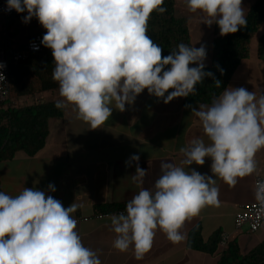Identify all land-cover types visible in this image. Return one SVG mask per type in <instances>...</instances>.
Returning a JSON list of instances; mask_svg holds the SVG:
<instances>
[{
    "label": "clouds",
    "instance_id": "clouds-1",
    "mask_svg": "<svg viewBox=\"0 0 264 264\" xmlns=\"http://www.w3.org/2000/svg\"><path fill=\"white\" fill-rule=\"evenodd\" d=\"M6 4L9 11L27 13L22 22L35 17L46 29L41 43L52 52V79L61 97L55 107H71L90 129L101 128L113 108L125 111L145 89L167 104L195 95L205 77L213 78L216 87L221 85L204 70V46L180 43L163 56V48L147 34L151 15L167 11L164 0H6ZM187 9L199 12L209 27L218 25L221 36L247 25L242 0H187ZM185 107L198 118L208 143L193 138L179 149L183 155L179 164L161 162V175L151 189L143 187L148 171L139 166V155L125 162L126 166L137 162L131 178L139 191L125 211L110 217L113 247L120 252L132 248L137 260L151 249L157 230L173 244L182 242L185 222L203 207L219 203L216 178L235 187L240 178L257 171L256 154L264 149V92L228 87L210 105ZM205 158H211V176L189 167L204 165ZM48 191L55 192V186L49 184ZM254 198L264 211V180L255 182ZM78 207L73 203L65 208L35 187H24L16 196L0 191V264H101L77 231L73 213Z\"/></svg>",
    "mask_w": 264,
    "mask_h": 264
},
{
    "label": "crops",
    "instance_id": "crops-1",
    "mask_svg": "<svg viewBox=\"0 0 264 264\" xmlns=\"http://www.w3.org/2000/svg\"><path fill=\"white\" fill-rule=\"evenodd\" d=\"M254 2L242 0L245 14ZM174 12L176 17L186 20L191 46L205 47L204 63L208 65L215 24L209 27L202 22L199 12L190 13L187 0H175ZM262 32L264 29L254 35V45L252 37L249 56L239 63L227 88L243 87L257 94L264 92V60L257 57ZM17 78L20 79L18 74ZM24 83L11 84L10 98L16 105L61 99L59 85L53 92L39 91L32 76ZM200 105L192 107L198 109ZM125 107L123 112L113 108L111 117L97 129H90L87 123L78 120L71 107L62 109L61 118L49 120L44 146L35 155L17 152L11 159L0 162V191L16 196L24 187H35L52 195L65 208L77 204L79 207L73 213L74 218L79 219L77 231L83 244L97 252L101 264H217L218 252L211 254L188 246L189 233L195 227L200 228L204 242L214 233H219L220 239L228 235L229 242L236 241L245 252L264 242V226L255 232L234 228L235 213L255 201L256 177H264L262 149L256 154L257 171L240 178L235 187L216 178L219 203L203 207L197 216L185 222L181 229L185 236L182 242L173 244L157 230L151 249L141 260L135 258L132 248L126 252L116 250L110 217L119 212L103 218L95 215L102 212L99 208L103 206L126 205L139 191L131 178L137 162L133 161L130 166L125 162L132 155H139V166L148 171L143 187L151 189L161 175V162L179 164L183 159L179 149L193 138L201 137L208 143L198 118L185 107L184 97L165 104L163 98L150 95L145 89L132 105ZM211 163V158H205L204 165L193 163L189 167L211 176ZM49 184L55 186V192L48 191Z\"/></svg>",
    "mask_w": 264,
    "mask_h": 264
},
{
    "label": "trees",
    "instance_id": "trees-1",
    "mask_svg": "<svg viewBox=\"0 0 264 264\" xmlns=\"http://www.w3.org/2000/svg\"><path fill=\"white\" fill-rule=\"evenodd\" d=\"M174 3L175 0H164L163 6L167 11L163 14L154 12L148 21L147 34L163 48V56L177 49L180 43L191 46L186 20L175 16ZM21 15L22 13L9 17L19 19ZM246 18L245 27L226 36H221L218 25H214L211 60L204 70L212 72L215 79L221 81V85L216 87L213 78L205 77L203 83L196 86L195 95L184 97L185 105L211 104L213 97L219 96L227 88L239 63L249 56L252 37L264 29V0H255ZM39 33L43 38L46 29ZM11 36L13 35L8 36L5 51L11 48L19 49L11 46ZM257 57L264 60V32L258 40ZM54 67L51 50L41 45L40 51L33 52L26 59L9 66L10 85L13 83L23 85L32 76L37 81V90L53 92L58 88V83L52 79ZM17 74L20 79L17 78ZM57 100L58 98L30 105H13L7 100L0 101V162L11 159L17 152L33 156L44 146L49 120L61 118L63 114L62 109L55 107ZM124 207L126 205H108L100 207L99 211L112 213ZM219 242V233H214L207 242H204L199 227L192 229L188 236L189 247L211 254L218 252L217 264H264V242L245 253L241 252L236 241H230L224 249L219 248Z\"/></svg>",
    "mask_w": 264,
    "mask_h": 264
},
{
    "label": "built area",
    "instance_id": "built-area-1",
    "mask_svg": "<svg viewBox=\"0 0 264 264\" xmlns=\"http://www.w3.org/2000/svg\"><path fill=\"white\" fill-rule=\"evenodd\" d=\"M14 9L7 10L6 0H0V15L4 18L11 15H18ZM42 36L40 33H35L31 39H29L22 48L20 49H9L7 51H2L0 53V64H3L4 67L0 68V73L3 76H0V101H6L10 97V81H9V66L11 64H16L19 61L26 59L31 53L41 50ZM38 49V50H36ZM264 180V177L258 176L254 181ZM125 209H121L118 212H123ZM110 215L108 212H100L95 216L97 218H103ZM79 220L78 218L76 219ZM261 226H264V211L259 209V205L256 200L252 203L246 205L241 210L237 211L234 215V228L236 231H239L243 228H246L250 232L257 231ZM229 242V236L223 235L220 239V247L224 249Z\"/></svg>",
    "mask_w": 264,
    "mask_h": 264
},
{
    "label": "rangeland",
    "instance_id": "rangeland-1",
    "mask_svg": "<svg viewBox=\"0 0 264 264\" xmlns=\"http://www.w3.org/2000/svg\"><path fill=\"white\" fill-rule=\"evenodd\" d=\"M27 13H22L19 19H11L10 17L4 18L0 15V53L4 51L5 46L8 42V36L11 34L12 39V47H18L19 49L23 47V45L32 38L35 33H39L43 31V27L40 25L36 18H32V20L28 23H24L23 17L26 16ZM4 27H10L8 29ZM17 31V34H16ZM15 34V35H14ZM253 45L256 40V36H253ZM11 87V85H10ZM9 103L16 105V103L12 102L11 98L7 100ZM245 248L242 247V253L245 252Z\"/></svg>",
    "mask_w": 264,
    "mask_h": 264
}]
</instances>
